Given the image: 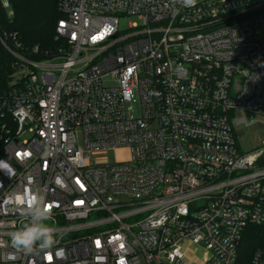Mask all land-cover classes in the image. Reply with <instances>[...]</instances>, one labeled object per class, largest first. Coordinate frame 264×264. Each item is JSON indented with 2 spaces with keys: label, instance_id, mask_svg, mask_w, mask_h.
Returning <instances> with one entry per match:
<instances>
[{
  "label": "built area",
  "instance_id": "1",
  "mask_svg": "<svg viewBox=\"0 0 264 264\" xmlns=\"http://www.w3.org/2000/svg\"><path fill=\"white\" fill-rule=\"evenodd\" d=\"M58 9L56 49L6 47L20 63L0 79V264H237L264 224V140L243 154L234 134L264 116V0ZM128 17L140 23L122 28ZM123 150L131 159L90 162ZM29 194L51 207V258L12 247Z\"/></svg>",
  "mask_w": 264,
  "mask_h": 264
},
{
  "label": "trees",
  "instance_id": "2",
  "mask_svg": "<svg viewBox=\"0 0 264 264\" xmlns=\"http://www.w3.org/2000/svg\"><path fill=\"white\" fill-rule=\"evenodd\" d=\"M12 16H9L0 0V79L14 71L20 61L6 48L21 56L40 59L47 50L56 49L58 20L62 17L59 0H9ZM5 42V44L3 43ZM19 43L20 48L15 47ZM38 47V53L32 49ZM264 247V224L250 226L240 246L238 263L251 264L256 251Z\"/></svg>",
  "mask_w": 264,
  "mask_h": 264
},
{
  "label": "clouds",
  "instance_id": "3",
  "mask_svg": "<svg viewBox=\"0 0 264 264\" xmlns=\"http://www.w3.org/2000/svg\"><path fill=\"white\" fill-rule=\"evenodd\" d=\"M186 8L195 7L197 0H178ZM0 169L6 170L8 166L5 162H0ZM8 172V171H7ZM10 199L16 201V194ZM20 215L28 219V223L22 225L11 236L13 248L25 252H43L51 258L52 250L59 244L57 229L52 222V212L49 203L44 195H25L19 205ZM62 249H57V255H62Z\"/></svg>",
  "mask_w": 264,
  "mask_h": 264
},
{
  "label": "rangeland",
  "instance_id": "4",
  "mask_svg": "<svg viewBox=\"0 0 264 264\" xmlns=\"http://www.w3.org/2000/svg\"><path fill=\"white\" fill-rule=\"evenodd\" d=\"M138 22L135 17H128L120 22V26L124 29H128L129 23ZM154 27V25H152ZM260 33L264 35V28H260ZM236 119H242L241 113L237 114ZM234 134L238 143L240 153H249L255 151L262 146L264 140V116L256 115L253 119L247 117V124H241L235 126ZM133 154L127 150L123 151H108L106 153L93 156L90 159L91 163L98 162H116V161H126L131 159ZM198 256L201 255V251L196 247H191Z\"/></svg>",
  "mask_w": 264,
  "mask_h": 264
}]
</instances>
